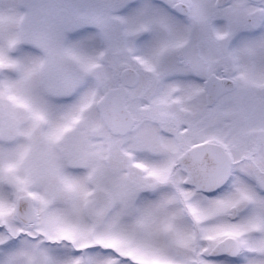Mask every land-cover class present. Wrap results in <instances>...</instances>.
Here are the masks:
<instances>
[{
	"label": "snow or ice",
	"instance_id": "1",
	"mask_svg": "<svg viewBox=\"0 0 264 264\" xmlns=\"http://www.w3.org/2000/svg\"><path fill=\"white\" fill-rule=\"evenodd\" d=\"M0 264H264V0H0Z\"/></svg>",
	"mask_w": 264,
	"mask_h": 264
}]
</instances>
